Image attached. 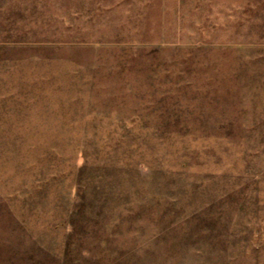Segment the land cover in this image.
Wrapping results in <instances>:
<instances>
[{"label": "rangeland", "instance_id": "obj_1", "mask_svg": "<svg viewBox=\"0 0 264 264\" xmlns=\"http://www.w3.org/2000/svg\"><path fill=\"white\" fill-rule=\"evenodd\" d=\"M0 264H264V0H0Z\"/></svg>", "mask_w": 264, "mask_h": 264}]
</instances>
